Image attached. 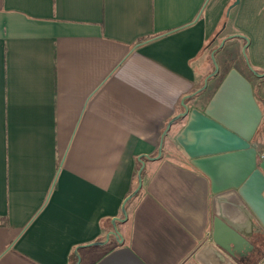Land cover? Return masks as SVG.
Returning a JSON list of instances; mask_svg holds the SVG:
<instances>
[{"label": "crops", "instance_id": "0c3cea01", "mask_svg": "<svg viewBox=\"0 0 264 264\" xmlns=\"http://www.w3.org/2000/svg\"><path fill=\"white\" fill-rule=\"evenodd\" d=\"M233 1L0 0V264H264L236 189L170 151L187 118L157 158L210 38L190 109L231 68L264 73V0Z\"/></svg>", "mask_w": 264, "mask_h": 264}, {"label": "water", "instance_id": "95a60500", "mask_svg": "<svg viewBox=\"0 0 264 264\" xmlns=\"http://www.w3.org/2000/svg\"><path fill=\"white\" fill-rule=\"evenodd\" d=\"M239 1L234 0L229 5L226 16ZM240 37L245 40L242 54L246 56L248 39ZM225 40L221 41L220 47ZM211 61L213 70L205 77L201 88L182 99L183 111L167 123L161 135L157 158L162 153L163 139L172 124L187 118L183 128L174 137L176 144L182 148L190 162L209 178L214 193L230 188L236 189L264 228V113L255 98L250 81L236 68H231L203 108L190 109L185 103L187 98L205 90L208 80L218 74L219 65L215 58V50L211 51ZM253 73L259 78H264V73L255 71ZM258 89L264 105V85ZM256 135L259 143L261 142L260 147L259 144L252 143ZM142 169L143 162L138 174L137 187L122 205L123 216H126L125 203L141 187ZM112 235L117 239L121 237L116 228Z\"/></svg>", "mask_w": 264, "mask_h": 264}, {"label": "rangeland", "instance_id": "374dc122", "mask_svg": "<svg viewBox=\"0 0 264 264\" xmlns=\"http://www.w3.org/2000/svg\"><path fill=\"white\" fill-rule=\"evenodd\" d=\"M211 39V38H210ZM219 40H220V37L218 38H215V40H213L212 42H210V40L208 41V45L206 44V48L204 49V52H203V58L201 59V60H203L204 61V64H205V68H207V72H211L212 70H213V65H212V62H211V58H210V53H211V50H213L214 48H216L217 47V45H218V43H219ZM210 42V43H209ZM227 55H229L228 56V59L230 58H232L231 57V55H230V52L227 54ZM234 57V56H233ZM236 57H238V55L236 54ZM241 57L246 61V62H248V58H247V55L246 56H244L243 54H242V51H241ZM216 58V57H215ZM237 59V58H236ZM200 60V61H201ZM217 61V60H216ZM202 63V62H201ZM231 64H232V62H231ZM236 66V65H235ZM252 68V67H251ZM250 69V68H249ZM251 73L253 74V76L252 77H249L248 79H249V81H250V83H251V80H254V79H259V77L255 74V73H253L254 71L255 72H257V73H263V72H258V71H256V70H254L253 68L251 69ZM206 72V73H207ZM261 79H264V78H261ZM218 82H219V80H212V82H211V85H212V87H211V89L208 91V92H206V94L208 95V94H210L213 90H216L217 89V85H218ZM214 87V88H213ZM205 91V90H204ZM203 91V92H204ZM215 92V91H214ZM214 94V93H213ZM255 97L258 99V102H260V100H261V95L259 94V91L257 90V88H256V90H255ZM206 99L204 98L202 101H200L199 103H198V107H204V105H205V103H206ZM176 143V142H175ZM176 145L177 144H174L173 145V148L172 149H170V151L173 153V154H179V155H181V153L179 152L180 151V149H178V147H176ZM178 146V145H177ZM169 149V148H168Z\"/></svg>", "mask_w": 264, "mask_h": 264}, {"label": "flooded vegetation", "instance_id": "af4514ba", "mask_svg": "<svg viewBox=\"0 0 264 264\" xmlns=\"http://www.w3.org/2000/svg\"><path fill=\"white\" fill-rule=\"evenodd\" d=\"M259 128V127H258ZM258 128H257V131H256V134L258 133ZM258 136L256 135L255 136V138L252 140V143L253 144H259V147H260V145H261V142L259 143V141H258V138H257ZM260 139V138H259Z\"/></svg>", "mask_w": 264, "mask_h": 264}, {"label": "trees", "instance_id": "16d2710c", "mask_svg": "<svg viewBox=\"0 0 264 264\" xmlns=\"http://www.w3.org/2000/svg\"><path fill=\"white\" fill-rule=\"evenodd\" d=\"M211 41H212V39H210V42H211ZM210 42H209V43H210ZM228 71H229V70H228Z\"/></svg>", "mask_w": 264, "mask_h": 264}]
</instances>
